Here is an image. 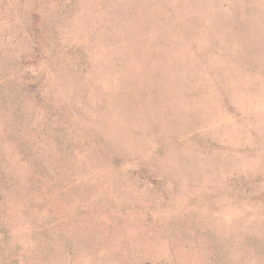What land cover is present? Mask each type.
I'll use <instances>...</instances> for the list:
<instances>
[{
	"label": "rangeland",
	"instance_id": "1",
	"mask_svg": "<svg viewBox=\"0 0 264 264\" xmlns=\"http://www.w3.org/2000/svg\"><path fill=\"white\" fill-rule=\"evenodd\" d=\"M99 1L47 2L60 47L23 73L68 114L42 171L15 154L0 175V264H264L263 19L242 0ZM115 5L142 19L119 27ZM225 30L239 46L212 42ZM25 111L39 134L51 110Z\"/></svg>",
	"mask_w": 264,
	"mask_h": 264
},
{
	"label": "trees",
	"instance_id": "2",
	"mask_svg": "<svg viewBox=\"0 0 264 264\" xmlns=\"http://www.w3.org/2000/svg\"><path fill=\"white\" fill-rule=\"evenodd\" d=\"M49 0H26L23 4L20 2H16V8H14L15 4H9V0H0V175L2 177L1 182L4 181V172H6L8 168V164L13 162L16 163L15 154L19 155L21 158L19 159V168L26 167L31 165L34 170L42 171L45 168V161L36 159L38 153L43 151V147L45 143L49 140L48 135L45 132V129L48 128V124L51 125L54 123L51 121L54 118V121L61 120V116H66L68 113L65 110L59 109L58 112L53 110L52 104L49 102V96L41 95V89L39 88V84L33 80L27 81V75L23 73V68L29 65L30 61H39L41 57H43V45L48 41L49 38L54 37L56 47H60L59 39L57 37V31L49 25L45 19V15L48 14L49 11H45L47 6V2ZM55 2H61L63 0H53ZM93 1V0H92ZM110 0H101L99 2H94L89 4L90 6L97 7L101 3H108ZM178 7H184L185 0H173ZM129 7L131 4L141 7L142 11H145L150 8V4H148V0H140L135 2L134 0H125ZM165 2V0H162ZM26 4L30 5L28 9H26ZM24 7V11L21 12L19 9ZM116 13L118 20V26L124 29V25L126 23L125 17L131 18L134 20L135 18L142 19L141 14L132 13L130 14L129 10H123L125 12H121L122 10L119 5H115ZM14 8V9H13ZM17 11V15L20 17V21L23 24V27H26V30L16 37V30L19 28L18 24L14 21L12 25H9V32L6 29V33H4V29L8 23V15L9 13H13ZM64 11V10H62ZM65 12V11H64ZM67 12V11H66ZM146 12V11H145ZM240 12L242 13L244 19L247 21H252L253 19H263L264 21V0H242V4L240 5ZM15 13V12H14ZM56 13L61 12L57 10ZM144 14V12H143ZM44 18V19H43ZM44 22H43V21ZM44 24H48V28L46 29ZM121 24V25H120ZM11 26V29H10ZM258 26V25H256ZM264 28V25H259V27ZM140 38L144 34V29L139 30L137 33L141 32ZM176 31V29L174 30ZM183 31V29H182ZM230 30H225L222 32L228 33L225 36H212L213 41L218 45H222L225 47L226 44H232L239 46L241 43V39L238 37H234L229 33ZM184 33V31H183ZM19 37L22 42L26 43L29 41L31 45L28 51H19L17 46L20 44ZM185 37V34H184ZM189 38V37H187ZM14 41L12 43V41ZM11 41V42H10ZM183 39L175 37V41L172 42L173 47L177 48V45L182 43ZM190 43L193 46L196 44V40L189 39ZM15 48L13 50V54L9 52L8 45ZM47 44V43H46ZM6 46L8 48H6ZM42 49V50H41ZM52 54V52H51ZM58 53H54L53 57L58 55ZM227 55L223 53L222 57H226ZM52 57V58H53ZM12 66H16L18 69H21L20 79H17V74L13 75L9 74V70ZM36 106L39 105L41 107H46L51 110L50 115L48 114V119H46L41 125L39 130V134L34 125H30L31 120L28 118V113L25 109L28 106ZM53 111V112H52ZM56 122V123H57ZM2 125V127H1ZM56 128V125H55ZM55 131V129H53ZM26 131L27 135L26 136ZM41 131V135H40ZM35 136H30L31 134ZM56 133V132H55ZM41 136V138H39ZM53 138L56 137L52 135ZM41 143V144H40ZM7 148H10L11 151L8 153ZM13 159V160H12ZM23 162V165H22ZM9 169V168H8ZM0 182V184H1ZM3 195L0 193V203L3 201ZM1 213V212H0Z\"/></svg>",
	"mask_w": 264,
	"mask_h": 264
}]
</instances>
